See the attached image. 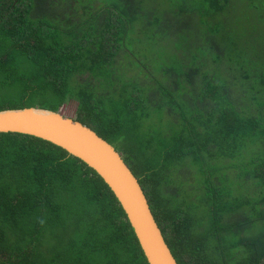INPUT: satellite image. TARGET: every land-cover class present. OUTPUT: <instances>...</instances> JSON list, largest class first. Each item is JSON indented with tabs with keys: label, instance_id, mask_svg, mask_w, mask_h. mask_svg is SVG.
<instances>
[{
	"label": "trees",
	"instance_id": "trees-1",
	"mask_svg": "<svg viewBox=\"0 0 264 264\" xmlns=\"http://www.w3.org/2000/svg\"><path fill=\"white\" fill-rule=\"evenodd\" d=\"M193 1L163 17L143 0H0V110L75 101L73 118L137 178L177 264H264V0ZM147 33L176 65L155 69L134 47ZM0 264L148 263L91 168L8 132Z\"/></svg>",
	"mask_w": 264,
	"mask_h": 264
},
{
	"label": "water",
	"instance_id": "water-1",
	"mask_svg": "<svg viewBox=\"0 0 264 264\" xmlns=\"http://www.w3.org/2000/svg\"><path fill=\"white\" fill-rule=\"evenodd\" d=\"M41 138L91 168L121 206L148 264H177L152 215L147 198L122 156L91 128L63 114L38 107L0 110V133Z\"/></svg>",
	"mask_w": 264,
	"mask_h": 264
},
{
	"label": "rangeland",
	"instance_id": "rangeland-1",
	"mask_svg": "<svg viewBox=\"0 0 264 264\" xmlns=\"http://www.w3.org/2000/svg\"><path fill=\"white\" fill-rule=\"evenodd\" d=\"M144 5H146V10H153L157 13H159L160 16L169 12V10L173 9L174 6L170 5V3L173 1L174 5L177 6L178 4L185 2V0H143ZM190 5L193 7L195 6V3L193 0H187ZM96 5V2L94 3ZM245 5V4H244ZM244 5L242 7H244ZM263 6L262 10L264 11V2L261 3ZM150 7H155L156 9H151ZM192 8V7H189ZM196 18H198V15L196 13ZM193 21H196L195 19ZM183 24L187 23V20H183ZM140 41H135L134 47L142 54L146 55L147 57H151V59L155 63V69H158L162 63L165 62V58H169L170 62L172 64H177V60L174 59L173 53H171L169 45H164L159 43L157 40L152 38V35L149 33L143 34V36L139 37ZM76 102L73 100H68L64 105L61 106V111L64 115L68 117H75L76 112ZM158 121H159V117ZM167 117H162L163 123L166 122ZM153 120L156 121L155 117H152Z\"/></svg>",
	"mask_w": 264,
	"mask_h": 264
}]
</instances>
